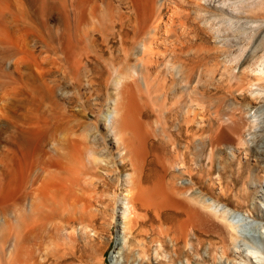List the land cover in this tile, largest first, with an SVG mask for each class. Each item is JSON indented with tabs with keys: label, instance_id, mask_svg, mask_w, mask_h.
Segmentation results:
<instances>
[{
	"label": "bare ground",
	"instance_id": "1",
	"mask_svg": "<svg viewBox=\"0 0 264 264\" xmlns=\"http://www.w3.org/2000/svg\"><path fill=\"white\" fill-rule=\"evenodd\" d=\"M12 1L13 0H0V198L8 197V200L12 199L11 202L14 206V209L10 206L12 211H15V217L11 215L13 212L10 216L14 218L17 228V231H15L16 243L14 245L16 246L15 249L17 248V253L15 251L16 256L13 254V259L15 258V260H17V264H26V262L28 264H43V254L40 256L41 259H37L32 246L27 250L24 248L25 242L26 245L28 242L26 241L28 238L27 234L33 231L32 226L35 225L33 220L31 221L34 223L26 221L25 213L28 210L33 214L37 211V208L44 206L43 200L46 198L44 197L43 199L44 192L47 194V192L51 193L57 189L56 186H54L55 183L53 184L54 187H52V184L50 185L51 178L55 177V174L61 175V173L58 174V169L63 166L68 169V172L70 170V165L67 163H63L64 165H62V161L58 159L55 160V166L52 161L54 159H52L53 156L50 157L47 155L49 153L43 155V145H45V143L43 144V137L46 132L43 134V128L40 124L41 130L39 131V135L31 131L28 133L29 131L26 130L34 126L35 119L39 120L41 118L43 120V115L45 113H43L44 92H46L49 99H51V103H54L58 107V110L56 109L58 112L54 110L56 114L54 120H52L54 121L52 124L55 123V126H58V124L63 125L69 118L68 116L70 115L72 117V115L70 113L71 110H69L70 112L68 113L64 103L59 105L57 102L59 98L63 99L65 95L68 94L65 90L59 91L55 88V84L57 86L59 82L55 84L51 82V84L45 85L46 91L43 92V80L45 79H43L44 66L42 60H44V57L40 59L37 56H35V58L32 56L34 59L28 60L27 56L24 55L25 52L21 50L18 45L11 42L13 38L10 39V33L9 38L6 37L8 35V24L11 22L10 19L15 22V25L17 24L15 15L9 19L10 22L6 19L7 14L5 11L10 9H6V6H12ZM96 2V0H69V2L64 0L62 3L63 19L66 20L69 15L67 6L70 5L72 8L79 6L80 9H82V6H87V9L90 11L95 7ZM130 2L132 4L131 11L134 10L133 7L137 8V6H140L141 12L136 14L135 12L137 10H135V12L133 11L135 13V15L132 14L135 16L134 20L128 13L123 24L131 28L134 33L132 34L133 36L130 35L132 37L142 33L136 44L130 47L129 50L131 52H125L124 57L126 58L125 60H127V66L124 68V71H122L123 73L120 71L121 74H117L113 79L112 91H108L111 105L108 112L102 117L101 126H95V134L92 135V144L94 143L97 147L96 151L94 150L96 147L92 150L96 152V156L98 157L97 160L107 165L108 161L105 160V151L108 148L110 150V147H114L120 165L113 167V170L118 169V167H123L126 162L125 159L131 166V173H129L128 178L124 179L126 200L124 201L121 197L118 199V210L119 213H121L119 218L121 219L120 221L123 224V228H127L128 221H130L132 217H139L136 215L135 209L137 204L140 203L142 208L148 210L149 208H153L159 215L158 229L162 238L159 237L156 240L158 246L155 248V255L168 260L169 264H177L174 258L175 249L177 248L176 244L181 243L183 247L190 245L191 235H195L197 232L205 236L216 235L211 237H218L221 239V243H216L217 245L215 246L217 252L210 257L213 264H264V136L261 138L254 136L258 139H255V144L250 145L243 133L247 125H256L255 122L257 121L255 118L258 115H264V44H261V42H264V19L261 21L258 29H256L251 26L253 19L249 17L247 19L248 27L245 28L244 31H241L243 27H238V20H236L241 13L247 11L248 14H251L254 10L264 8V0H130ZM76 11L78 12V10ZM27 12L28 11H26V13ZM22 14H24V12ZM16 15L18 17V14ZM103 15H105V13ZM75 17L79 18L77 16ZM75 20V22L78 21V19ZM13 21L12 25L14 24ZM190 24L194 26L192 27L193 29L187 26ZM186 26L190 30H201L207 39H211L213 43L216 44L215 50L217 52L220 51L223 62L221 63L222 67L218 75H220V78L223 77L226 80L223 82H226L225 86L227 91L232 94L234 92L232 89H234L238 93L239 100H243V102L239 104L236 101V103L230 102L231 104L226 102V104L224 103L225 106L220 107L221 105L219 106V102L217 101L218 108L210 110L211 115L205 116L203 113L204 107L202 108L198 103L200 96H197V83L193 81L194 70L189 66L187 60H184L189 57L187 56L188 53H185L183 51L184 49H181L178 53L180 49L178 47L182 45L178 44V42L180 43V36H178V34L181 33L185 36L187 33V29H185ZM228 31L233 33L235 37L237 32H242L244 37L243 41L228 43V39H224ZM166 32L172 34L171 38L169 34V36H165ZM189 35L191 34L189 33ZM175 41L178 42L175 43ZM174 44L175 46L177 44L179 45H177L178 47L176 46L178 48L177 52L175 46H173ZM227 45H231V48ZM159 46L161 50L158 49ZM18 51L21 52V55L16 53L18 56L15 59L13 58V65L10 66L9 60L5 61V56L7 54L12 55ZM75 54L74 56L76 57L77 54ZM174 57H178V60H174ZM151 74L157 77V80L155 78V80H152V83H150L149 78ZM195 80H197L196 77ZM233 82L238 83V85L231 88L230 86L233 85ZM149 91L153 92L152 98L155 102H152L157 103L156 105H158V107L155 109L161 118H159L157 122L158 125H156L155 129L152 131L144 127L143 119L140 117L142 111H144L139 101L140 97L144 96L142 93L149 94ZM198 95H200V93ZM250 108L253 109L249 111ZM248 112L250 113L249 116L246 115ZM237 113L240 115L236 116ZM171 115H173L175 121L167 120V116ZM76 121L74 122L76 123ZM67 124L65 125L67 126ZM50 125L48 124L47 128H50ZM70 126H72V123ZM67 128L69 127L67 126ZM72 128L75 129V125ZM183 129L185 130L182 131ZM151 135L155 136L157 139L160 138V140L161 138H165L177 157L173 155L169 164L167 163L168 166L164 167L165 172H167L168 168V173H171V177L168 180L161 179L153 185H143L144 183H141L143 179L141 177V171L142 165L144 164L143 159L145 160L146 157L144 154H147V148L145 147V149L144 145L146 141L151 139ZM179 136H182V138ZM251 141L253 142V139H251ZM105 144L107 148L102 147V145ZM48 148L50 147L48 146ZM144 149L146 153H144ZM241 151L245 152L248 157H251L252 169L254 171L259 169L262 172L261 175L258 173L252 174L250 172L246 180H244V184H250V187L257 184L260 185L254 192L246 190L244 194H242L251 199V208L247 209L245 212H237L226 207V205H220L221 198L219 197H226L225 194L228 193L229 189H222L223 186L222 182L219 181V178H221L219 174L217 176V185H219L220 192L217 196L207 197L210 187L200 181L203 163L207 161L212 165L215 160L219 162L221 161L220 157L223 158L225 155L228 156L230 154L232 157H238ZM226 158L228 157H224V159ZM170 166H177V168H181V170L179 173H172ZM60 170H62V168ZM209 170H211V168ZM212 171L213 170L208 172L209 180L211 178L209 174H212ZM85 173L86 172H82L81 174L85 175ZM19 174L23 177L22 181L18 178ZM75 174L76 173H74V175ZM187 174L189 175V181L187 183L181 182L180 180ZM61 176H63V174ZM58 179V183H61L60 185L58 184V189L60 187L61 191L58 190L56 193L60 191V194H63V199L62 197L60 199V201L62 200V204L63 200H66L64 199L66 196L76 198L77 194L71 190L69 186L72 184L71 179L67 177L69 180L68 182L71 184L65 182L66 178L61 179L58 177ZM26 183H28V187L25 190ZM54 195L56 196L55 193ZM234 196L236 200H239L240 204L245 203V200H240L241 195L237 192L234 193ZM71 201L74 203L76 200L70 199V202ZM82 201L85 202V199H81V202ZM65 204L68 205V202ZM6 205L7 203L5 206ZM82 206L84 205L82 204ZM84 207H86V204ZM84 207H81V209L78 208L75 215L71 214L70 216L68 213L67 215L69 217H66L67 219L64 217L65 222H62V215L60 223L69 224V221H72V219L76 220V218L84 222L83 220L85 217L90 220L91 212L88 210L90 214L87 215L89 212L87 211L86 214L84 212L86 208ZM40 208L38 209V213L35 212L34 214L37 213L40 215ZM43 211L42 209V212ZM164 211H174L175 229L172 235H170L172 230L171 226L163 227L165 222L162 220L161 214ZM0 212H2V210H0ZM67 215L64 214V216ZM92 215L94 214L92 213ZM26 216H28V214H26ZM42 216L44 217V213ZM147 216L146 213L143 215V217ZM33 217L35 218L36 216ZM37 218L39 220L37 223L39 222L41 224L42 222L43 224L44 219L41 218L43 220H40V217ZM248 218L255 220L254 225L252 224L255 228V234H252V236L245 234L244 230L245 224L249 225L250 221L246 220ZM58 224L57 222V226ZM86 224L82 223L80 233L82 237L88 239L90 238V234L87 235L88 233H86ZM37 225L38 224H36V229H38ZM57 226H55V228H57ZM39 228L42 227L39 226ZM13 229L15 228L13 227ZM63 230L64 229H62V231ZM34 232L33 235L35 236L37 230ZM71 233L73 236V232ZM41 235L43 236L42 233ZM68 235H70V232L65 236ZM30 238L34 240V237L31 236ZM31 240L30 243L32 242ZM169 243L170 245L172 243L171 249H168V246H170ZM200 245V250L202 252L200 256L201 259L197 262H195L188 253L184 251L180 252V256L185 258V264H200L207 261L203 260L202 256L207 253V247H209V245L205 242L200 243ZM115 248L116 250L112 252L110 257L117 260L118 250H120V248L118 249V246ZM200 250L197 251V254H200ZM36 251L39 252V250ZM232 254L233 257L230 258ZM8 260L6 262L7 264ZM10 261H12L11 264H14V260H9V263ZM57 262L56 260L55 264ZM0 264L2 263L0 262ZM140 264H143V262ZM179 264L184 263L180 262Z\"/></svg>",
	"mask_w": 264,
	"mask_h": 264
},
{
	"label": "rangeland",
	"instance_id": "2",
	"mask_svg": "<svg viewBox=\"0 0 264 264\" xmlns=\"http://www.w3.org/2000/svg\"><path fill=\"white\" fill-rule=\"evenodd\" d=\"M63 1L64 0H13L12 6H6V9L7 8L10 9L5 11V13L7 14L6 19L8 21L10 18L13 17V15H15L17 19L16 25L15 22L10 19L11 22L9 21L10 23L8 24L9 25L8 35L6 37L9 38V33H10L11 36L10 39L13 38L12 39L13 41L11 42L14 43L15 45H18L19 48L25 52L24 55L27 56L28 60L34 59L35 56H37L40 59L44 57L43 58L44 60H42L44 66L43 79H45L43 80V85H44L43 92L46 91L45 85H49L51 84V82L54 84L59 82L57 83V86L55 84V88H57L59 91L65 90L68 92V94H66L67 96L65 95L64 97L65 99L59 98V101L57 100V102L59 105L64 103L68 113L70 112L69 110H71L70 113L72 115V117L70 115L68 116L69 118L67 117L68 118L67 120L70 122L66 120L65 123V124L68 123L67 126L69 128H67L65 124L63 125L58 124V126H55V123L52 124V122H54L52 120H54V116L56 112H58L56 111L58 107L54 103H53L54 105L51 103L52 102L50 101L51 99H49L47 93L44 92L43 95H45L46 97L43 96V100H44L43 113L45 112L43 115V120L41 118L39 119L40 121L38 119H35L34 126L29 130H26L29 131L28 133H30L31 131L36 135L37 134L39 135L40 134L39 131L41 130V126H42L43 134L46 132L45 136L43 137V144L45 143V145H43V155L49 153L47 155H49L50 157L53 156L52 159L53 158L54 159L52 161L53 164H55V166H56L55 160L60 159V161H62L61 162L62 165H64L63 163H67L70 165L69 166L70 170L68 171L69 172L68 173L67 172L68 169L63 166L61 167L62 170H60L61 168L58 169V174L61 173V175L63 174V176L54 173L55 177L56 176L57 177L51 178L50 185L52 184V187L56 186L57 191L53 189L55 190L54 192L51 193L47 192V194L44 192L43 199L44 197H46L45 199L47 200L44 199L43 200L44 206L41 208L39 207L41 210V212L39 213L41 214L40 215L37 214L39 208H37V211H35L37 212L36 214L39 216L34 214L35 212L32 214L28 210L26 211L25 213L26 221L29 222L33 220L35 223L33 221L31 222L34 223L35 225H33L34 228L32 226L33 231L27 234L28 238L26 241L28 242L27 245L25 242L24 248L25 250H27L30 246H32L34 248L35 256L37 259H41L40 256L43 254V258H44L43 264H55L56 260L58 261L56 264H140L141 262H143V264H169L168 260H165L164 258L155 255V248L158 246L156 240L159 237H161V234L159 233V229H158L159 215L157 214L156 211H154L153 208H149L148 210L142 208V205L138 203L135 209V213L139 217L137 216L132 217V219L128 221L127 228H123V224L120 221L121 219L119 217L121 216V213H119L118 210L119 208L118 199L119 197H121L124 201L126 200V195H125L126 186L124 183V179L128 178L129 173H131L132 171L130 164L125 159L126 162L124 163L123 167H118V169L113 170V167H115L116 165H120V163L118 162L116 149L114 147H110V150L108 148L105 151V155H106L105 160L108 161L107 164L108 166H107L104 162L97 160L98 157L96 156L97 154L95 152L97 147L95 146L94 143L92 144V135L95 134L94 131L95 126L98 125L101 126L102 117L104 114L108 112V109L111 105V99H109L108 97V91L109 92L112 91L111 88L113 87L112 85L113 79L116 77L117 74H121V72L124 71V68L127 66V62H126L127 60H125L126 58L124 57L125 52L127 51L131 52L129 50L130 47L136 44L137 40L140 39V35L142 33L141 32L140 34H137V36H134L136 38L132 37L133 36L132 34L134 33L132 32L131 28H129V26L126 27V25L123 24L125 22L124 20L126 19L128 13L131 15V18L134 20L135 16H133L132 14L134 15L135 13L139 14V12H141V7L140 6L139 7L137 6V8L133 7L134 12L135 10H137L134 13L133 11H131L132 4L130 0H96L97 2L95 4V7H93V9H91L90 11L87 9V6L85 7L82 6L83 10L80 9L79 6L77 7L76 5L75 8L74 7L72 8V6L70 5L67 6V9H69L68 11L69 15L67 14L68 18L65 20L63 19V15H62ZM65 1L69 2V0H65ZM76 10H78V12ZM22 11L24 12V14H22L23 13ZM26 11L28 12L26 13ZM75 11L77 13H79L80 11V13L77 14ZM104 13L105 15H103ZM16 14H18L19 18L17 17ZM75 16L79 18H76ZM95 17L98 19H96ZM249 17L253 19L251 26L253 28L258 29L259 25L261 24V21L264 19V8L259 10H254L253 12H251V14H248L247 11L245 13L239 14L236 20H238V24H237L238 27L239 28L243 27L241 31H244V29L248 27L247 19ZM75 19H78V21L75 22L76 21ZM12 21L14 23L13 25H12ZM30 22L31 23L33 22L34 24L33 23L31 24ZM187 26L188 27L190 26L189 28L194 27L192 26V24ZM187 26L185 28L187 29L186 32L188 33V34L186 33L187 36L185 34L186 36L185 37L184 34L182 35L181 33H179L178 36H180V43L178 41H175V43L178 42L179 45L182 44L183 45V46L181 45L182 48L178 47L179 45L177 44L178 46L177 45L176 46L180 48L178 51V48L175 46V44L173 46H175L176 52L178 51V53L180 52L181 49L182 50L184 49L183 51L185 53H188L187 56L189 57L184 60H187L189 66L192 68V70H194L193 71L194 74L198 73L196 74L197 76L193 74L194 80L193 79L192 80L197 83V87H198L197 96H200L198 103L200 104V106H202V108L204 107L203 113L205 114V116L211 115L210 110H214V108L217 109L218 104L219 106L221 105L220 107H222L225 106L226 102L233 103L236 101L238 104L240 102H243V100L242 101L239 100V97L237 95L238 93L234 89H232V91L236 93L233 92L231 94L229 93V91H227L225 86L226 82H223L226 80L223 77H221L222 78L221 79L220 75H218L222 67L221 63L223 62L221 59L222 54L220 53V51L217 52L215 50L216 44H214L211 39H207L201 30L199 29L192 30L193 28L190 30ZM126 29L128 30V32ZM166 33L165 36L170 35L169 37L171 38L172 34L170 32L167 34ZM189 33L193 37L189 35ZM224 39H228V43H232L235 41L242 42L244 37L242 32H237L235 37L233 33L228 31L224 36ZM261 44H264V42H261ZM227 46L231 48V45H227ZM158 49L161 50V47L159 46ZM16 53L21 55L20 54L21 52L18 51L13 53L12 55L7 54L5 56V61L9 60L10 66L13 65L12 64L13 58L15 59L18 56V54ZM74 54L76 55V57L74 56ZM32 56L34 58H32ZM175 59L178 60V57H174V60ZM195 77L197 80H195ZM149 78H150V83H152L153 82L152 80H155V78L157 80L156 75L154 76L153 74H151ZM232 84L233 85L230 86L231 88L235 85L236 86L238 85V83L235 82H233ZM149 92H150L149 94L142 93V95L144 96L140 97L139 101L141 103L142 109L144 108V111H142V115L140 117L143 119L141 120L143 121L144 127L145 128L147 127L146 129L152 131L155 129L156 125H158L157 122L159 121L160 117L155 109L158 107V105H156L157 103H154L155 101L152 98L153 92L151 91ZM199 93L200 95H198ZM252 109L253 108H250L249 111H251ZM239 115H240L239 113L236 114V116ZM246 115L249 116L250 113L248 112L246 113ZM255 119L257 121L255 122L256 125L255 124L254 126L251 124L247 125L243 132L250 145L255 144L256 136L258 138L264 136V115L263 114L260 116L258 115ZM167 120L175 121L173 115L167 116ZM74 121H76V123ZM77 122L80 124H78ZM71 123L72 126H70ZM48 124L49 125L51 124L49 126L50 128H47ZM38 125L40 129L38 128ZM74 125H75V129L72 128ZM51 126L54 130L51 128ZM184 130L185 129H183L182 131ZM52 131L54 134L52 133ZM50 136L52 139L50 138ZM150 137L151 139L146 141L144 145V148L145 147L147 148V154L146 155L144 154V156L146 157L145 160L143 159L144 164L142 165V171H141V177L143 178L141 183L142 184L144 183L143 185H153L161 179L168 180L171 177V173L170 172L168 173V168H167V172H165L164 167L168 166L170 159H172L173 155L177 157L176 153L175 154L173 153L171 145L169 144V142H166L167 140L165 138H161L162 140L161 141L160 138L157 139L155 138V136L151 135ZM179 137L182 138V136ZM251 139H253V142L251 141ZM47 143L50 145H48ZM48 146L50 148H48ZM102 147L107 148L106 144L102 145ZM93 148L95 151L92 150ZM145 149H144V153H146ZM56 152L59 154H57ZM224 157H228V158L224 159ZM224 157L223 158L220 157L221 161L219 162L215 160L212 163V165H210L209 162L207 161L203 163L202 176L200 178V181L210 187V191L207 194V197L217 196L220 192L219 185H217L218 184L217 176L219 174L221 176V178H219V181L222 182V186H223L222 189H226V190L229 189L228 193L225 194L226 197H222V196L219 197L221 198L220 205L221 206L226 205V207L237 212H245L247 209L251 208V199L242 194H244L246 190H249L250 192H254L256 188H258L260 185L257 184L250 187V184L247 183L244 184V180H246L247 175H249L250 172L252 174L258 173L259 175H261L262 172L259 169H256L255 171L252 169L251 157H248L243 151L239 153L238 157H232L231 154L228 156L225 155ZM161 161H162V165H161ZM170 168L172 173L174 172L175 174L179 173L181 170V168H177V166H173V167L170 166ZM210 168L214 172L212 171V174L211 173L209 174L211 176L209 180L208 172H211V170H209ZM82 172H86L85 175H82L81 174ZM74 173H76L75 174L76 177ZM20 176L21 174H19L18 178L22 181L23 177ZM66 176L68 177V179H71L72 184L68 182L69 180L67 179ZM188 176H189L188 174L184 175L183 176L184 178L180 181L187 183L189 181ZM58 177L61 179L66 178L65 182L71 184L69 185L70 189L77 194L76 198L71 196H66L64 197V199L66 200H63V204H62V200L60 201V199L61 197L63 199L62 196L63 194H60L61 191L60 187L58 189V186L61 184L58 183L59 182ZM74 178H76L77 180ZM54 183L55 185L53 186ZM27 184L28 183H26L25 190L28 187ZM58 190H60L59 193H56L58 192ZM235 192L241 195L240 200H245V203L240 204L239 200H236L234 198ZM54 193L56 194L57 197L54 195ZM70 199L76 201L74 203L73 201H71L72 202L71 203ZM81 199L82 200L85 199V202L84 201L81 202ZM0 201H1L0 210H2V212H0V262L2 264H7L6 262L9 259V260H14L13 261L14 264L15 263L17 264V260H15V258L13 259V254H15L16 256L17 253L16 251L17 248L15 249L16 246H14L16 243L15 231H17V228L15 226L16 223L14 222L15 220L13 218L15 217V211L14 210L12 211L11 209V207L14 209V206L11 202L12 199L8 200V197L7 198L2 197L0 198ZM66 201L68 202V205L65 204L67 203ZM6 203H7L6 205L7 208L5 206ZM82 204L84 206L86 204V207L82 206ZM81 207L86 208L84 211L86 214L88 210L91 212L90 214V212L88 211L89 213L87 214V215L89 214L91 215L92 218L90 217V220L87 217H85L86 220L84 219L83 220L84 222H81L79 219L76 218V220L72 219V221H69V224L60 223L62 215H63L62 222H65L64 219L66 217H69L68 215L70 216L71 214L75 215V213L78 211V208L81 209ZM42 209L44 210L43 212ZM12 212L13 214H11ZM43 213H44V217L42 216ZM92 213L94 215H92ZM145 213L148 215L147 217H143ZM10 214L13 215V217L10 216ZM26 214H28V216H26ZM64 214L65 215L68 214V215L64 216ZM47 215L49 216V218ZM174 215H175L174 211H164L161 214L162 220L165 222L163 227H167V226L172 227L170 235L174 233L173 230L175 229ZM33 216L36 217L34 218ZM37 217H40V220L44 219L43 224L42 222L41 224L39 222L37 223V221H39ZM246 220L250 222L249 225L245 224L244 227L245 234L252 236V234H255L254 231L255 228L253 227L255 220L252 218H248ZM57 222L59 223L58 226H57ZM82 223L83 224L87 223L85 227L86 229L85 228L84 229L86 230V233H88L87 235L90 234L89 235L90 238L88 239L82 237L80 233V228L82 227ZM36 224H38L37 225L38 229H36ZM39 226L42 228H39ZM55 226H57V228H55ZM13 227L15 229H13ZM62 229H64L63 230L64 232L62 231ZM36 230L37 232L34 236L33 234L35 233L34 231ZM67 231L70 232V235L65 236L69 234V232ZM71 232H73L74 237L71 235L72 234ZM41 233L43 234V236L41 235ZM31 236L34 237V240H31L33 239L30 238ZM211 236H216V235L205 236L204 234L197 232L195 235L194 234L191 235L190 245L183 247L181 243H177L176 244L177 248L175 249V253L173 252L176 263L179 264L180 262H182L185 264V258L183 256H180L181 251L188 253V255L195 262L199 261L201 259L200 256L202 253L200 250L201 249L200 243L205 242L206 244L209 245V247H207L208 250L207 253L203 254L202 257L203 260H207V261H205V263H200V264H213L210 260V257L215 255V253L217 252L215 246L217 245L216 243H221V239L218 237H211ZM29 238L32 241L31 243ZM166 240L168 241L167 238ZM171 245L168 246V249L172 248ZM116 246H118V249L120 248V250H118L117 260H114L110 256L112 252L116 250L115 248ZM36 250H39V252ZM198 250H200V254H197ZM232 257L233 254L230 256V258ZM9 260H8V264H11L12 261H10L9 263ZM26 264L28 263L26 262Z\"/></svg>",
	"mask_w": 264,
	"mask_h": 264
}]
</instances>
